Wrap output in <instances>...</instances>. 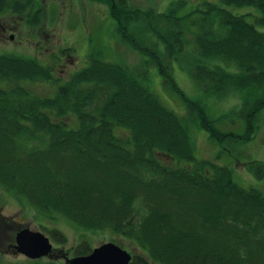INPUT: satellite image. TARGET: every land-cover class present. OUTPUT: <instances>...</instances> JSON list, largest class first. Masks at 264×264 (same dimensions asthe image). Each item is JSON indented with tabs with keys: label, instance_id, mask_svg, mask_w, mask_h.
<instances>
[{
	"label": "trees",
	"instance_id": "trees-1",
	"mask_svg": "<svg viewBox=\"0 0 264 264\" xmlns=\"http://www.w3.org/2000/svg\"><path fill=\"white\" fill-rule=\"evenodd\" d=\"M96 1L108 5L121 42L156 66L171 97L210 140L253 139L264 109V0H201L184 16L176 15L184 1L160 13L133 9L128 0ZM18 2L0 0V16L24 15L33 4L25 0L16 8ZM39 12L27 21L37 22ZM191 27L201 62L190 79L203 90L202 101L189 97L173 75L172 61ZM145 76L90 58L53 97H42L16 82L56 83L50 67L0 54V188L45 217L133 244L143 255L131 254L129 264H264L262 193L236 184L227 166L196 161L186 122L139 82ZM5 82L14 84L4 88ZM229 89L243 103L241 135L222 131L206 115L204 99ZM253 165L247 171L263 178L264 167ZM47 231L57 245L68 243L58 229ZM91 249L84 240L70 251L86 256Z\"/></svg>",
	"mask_w": 264,
	"mask_h": 264
},
{
	"label": "rangeland",
	"instance_id": "rangeland-1",
	"mask_svg": "<svg viewBox=\"0 0 264 264\" xmlns=\"http://www.w3.org/2000/svg\"><path fill=\"white\" fill-rule=\"evenodd\" d=\"M179 1L185 3L181 7H176V15L184 16L191 13L201 0H128V3L133 9L160 13L165 12L171 4L177 6L176 3ZM21 2L25 0H19L15 7L19 8ZM37 7L40 10L38 21H27L26 15L34 14L38 10ZM248 12L255 13L251 10H241V13ZM135 27L133 24L130 29L134 31ZM154 41L151 38L150 42ZM158 49L161 54L164 53L162 45ZM196 53L194 45L192 46L191 27L184 39L183 52L177 57L176 62L172 61L173 75L177 84L189 97L202 101L199 97L202 94L199 92L203 90L194 86V81L190 79L192 66L201 62ZM0 54L35 59L41 65L50 67L53 77L59 80L56 83L16 82L31 94L42 97H53L58 87L73 73L89 64L90 58L119 65L138 77L145 73V79H139V82L148 87L165 107L186 122L196 161L206 160L229 167L236 184L256 189L264 197V177L259 179L254 173L247 171L251 165L252 169L257 168L253 164H261L264 167V109L258 116V130L251 141L244 143L224 141L218 144L210 140L208 134L200 129L198 124H194V118L183 109L181 103L171 97L162 83L156 66L121 42L116 30V21L110 17L107 4L96 0H33L32 7L24 15L9 11L0 16ZM13 84L14 82H5L1 86L8 88ZM220 96L204 99L206 115L222 131L229 130L241 135L243 121L238 112L242 109L243 103L239 102L241 98L239 93L229 89ZM158 158L165 165L175 164L174 160L166 156L158 155ZM207 174L212 175L211 172ZM22 228L39 231L49 238L53 246L52 254L40 261L59 260L63 264L65 257H72L70 249L84 240L92 249L103 243L113 242L122 244L130 254L143 255L133 244L114 236L111 232H85L60 216L45 217L30 205L19 203L14 196L0 188V264L32 262L17 254L12 248L15 234ZM51 229H58L67 238L68 243L64 247L57 245L47 233V230Z\"/></svg>",
	"mask_w": 264,
	"mask_h": 264
},
{
	"label": "water",
	"instance_id": "water-1",
	"mask_svg": "<svg viewBox=\"0 0 264 264\" xmlns=\"http://www.w3.org/2000/svg\"><path fill=\"white\" fill-rule=\"evenodd\" d=\"M12 39V36H11ZM17 254L36 261L52 254L53 246L48 237L29 228L20 229L14 237L12 246ZM131 254L113 242L94 247L86 256L65 257V264H129Z\"/></svg>",
	"mask_w": 264,
	"mask_h": 264
}]
</instances>
